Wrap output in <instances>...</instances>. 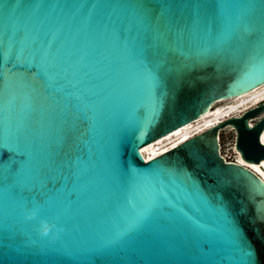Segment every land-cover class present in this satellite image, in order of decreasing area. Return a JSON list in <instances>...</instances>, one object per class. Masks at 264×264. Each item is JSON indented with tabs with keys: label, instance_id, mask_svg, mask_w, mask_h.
<instances>
[{
	"label": "water",
	"instance_id": "95a60500",
	"mask_svg": "<svg viewBox=\"0 0 264 264\" xmlns=\"http://www.w3.org/2000/svg\"><path fill=\"white\" fill-rule=\"evenodd\" d=\"M16 2L21 5L18 19L10 21L15 9L5 6ZM128 2L0 0V57L6 49L14 57L22 48L37 57L47 77L46 87L31 96L24 87L10 85L15 102L0 83V142L24 133L32 145L26 156L16 157L20 166L14 174H7L8 164L0 167V264H242L217 218L214 197L223 198L251 245L264 249V220L256 214L264 194L247 178L261 188L264 181L248 167L225 160L218 140L220 131L230 128L238 154L260 163L264 100L147 161L140 151L199 118L217 100L264 84L239 91L245 85L234 83L248 56L260 54L258 27L233 39L230 51L201 56V37L184 32L185 26L191 28L192 9H169L182 38L169 55L171 72L158 90L163 93L162 116L146 132L135 125L120 132L118 172L113 173L105 152L108 124L133 104V115H144L137 102L142 85L131 47L115 27ZM143 2L156 16L165 4L182 0ZM199 2L200 16L209 25L205 38L214 37L216 0ZM259 14V8L254 10ZM70 103L87 111L94 125L92 135L76 144L71 159L60 157L58 148ZM130 172L141 173V179ZM12 187L31 192L34 199L14 202ZM133 194L138 204L156 199L151 218L130 239L101 247L99 242L129 213L125 201Z\"/></svg>",
	"mask_w": 264,
	"mask_h": 264
},
{
	"label": "snow or ice",
	"instance_id": "6c2138e0",
	"mask_svg": "<svg viewBox=\"0 0 264 264\" xmlns=\"http://www.w3.org/2000/svg\"><path fill=\"white\" fill-rule=\"evenodd\" d=\"M14 8L15 11L9 13V20L18 19L16 12L21 5L16 2L6 5L5 8ZM125 12L123 19L116 22V29L121 37H126L138 69L141 90L139 100L141 108L144 110L142 119L133 115V108L122 112L113 119L107 126L105 132V152L109 166L113 173L118 172V139L122 130L135 125L139 131L146 132L147 129L154 126L163 113V93L165 76L171 72L168 67L169 55L174 47L178 46V41L182 38L180 26L175 24L169 17V9L173 7L192 9V15L188 24L191 28L185 26L184 32L189 35H199L201 43L199 45V54L209 56L219 55L230 51V44L233 39H239L242 34H247L250 30L258 27L259 30V49L260 54H250L244 61L243 67L238 72L234 83H241L245 87H240L239 91H246L248 88L255 87L264 83V0L256 3L255 0H216L217 20L215 22V36L205 38L209 33V25L203 21L200 16V9L203 5L199 0H182L179 4H165L164 10L158 15L153 16L147 11V6L143 0H130L123 4ZM260 9L259 16L254 15V10ZM21 37L22 33H17ZM0 75L3 76L2 83L8 89V99L10 102L17 100L15 90L10 85H19L27 89L29 95L38 93L46 87L47 77L45 69L35 56L27 55L22 48H18L14 57H9L7 49L0 57ZM144 100L150 103L145 105ZM66 117L61 123L59 132V156L69 159L74 157V148L82 139L88 138L94 131L93 121L90 115L83 108L71 103L66 106ZM190 127V125H188ZM179 135L177 132H170L169 136ZM169 136L163 137L168 139ZM188 140V137H184ZM160 141H157L159 143ZM9 147H5V144ZM181 141L173 144L176 148ZM32 145L24 133H19L13 137L0 142V167L8 164L7 174H14L20 164L16 157L26 156L31 150ZM11 149V150H9ZM145 149L141 148V152ZM165 151H169L165 149ZM151 159V157H150ZM187 175V170H182ZM136 180H140L142 174L139 172H130ZM245 175L246 174H241ZM264 175V173H262ZM256 191L264 194V188H261L256 182L247 178ZM10 198L14 202H22L25 199H34L31 192L21 191L18 187L10 188ZM217 206L215 211L217 218L224 224L225 229L231 237V246L237 251L242 264H264V249L257 251L247 240L246 234L242 232L238 224L231 217L226 202L222 197L216 198ZM129 213L125 215L99 245L101 247H110L120 244L141 230L149 221L157 204L156 199H146L143 203H137V198L133 194L125 201ZM257 218L264 220V200L256 205ZM195 229L200 233L197 227Z\"/></svg>",
	"mask_w": 264,
	"mask_h": 264
},
{
	"label": "bare ground",
	"instance_id": "6f19581e",
	"mask_svg": "<svg viewBox=\"0 0 264 264\" xmlns=\"http://www.w3.org/2000/svg\"><path fill=\"white\" fill-rule=\"evenodd\" d=\"M263 100H264V84L242 95L232 98L219 99L216 102H214L204 113H202L199 118L190 121L187 124L180 126L174 129L173 131H171L174 133L179 130V135L169 136L170 132L166 133L156 138L155 140H152L146 143L145 145L141 146L140 151L141 148L145 149V151L141 153L144 159L147 161L150 159V157L153 158L165 152V149L173 148L172 145L177 144L178 141L181 142L185 141L184 137L189 138L192 135H195L200 131H203L211 127L212 125L220 123L221 121H223L228 117L239 115L245 109L253 107L254 105L258 104L260 101ZM188 125H190V127ZM165 136H169V138L163 139V137ZM260 139L262 143H264V130L260 134ZM218 140L220 144L219 145V150H220L221 149L220 134H218ZM157 141L160 142L157 143ZM231 146H230V150L234 154V158L231 161H236L241 165H244L249 169L253 170L264 181V175H262V173H264V159H262L260 163L245 161L235 150L234 143L231 144ZM220 154L226 159V156L221 153V150H220Z\"/></svg>",
	"mask_w": 264,
	"mask_h": 264
},
{
	"label": "rangeland",
	"instance_id": "374dc122",
	"mask_svg": "<svg viewBox=\"0 0 264 264\" xmlns=\"http://www.w3.org/2000/svg\"><path fill=\"white\" fill-rule=\"evenodd\" d=\"M234 139V132L230 128L222 130L220 133L221 153L226 156V159L233 160L234 154L230 150V143Z\"/></svg>",
	"mask_w": 264,
	"mask_h": 264
},
{
	"label": "clouds",
	"instance_id": "9594fccd",
	"mask_svg": "<svg viewBox=\"0 0 264 264\" xmlns=\"http://www.w3.org/2000/svg\"><path fill=\"white\" fill-rule=\"evenodd\" d=\"M48 231V226L46 224L43 225V232L44 233H47Z\"/></svg>",
	"mask_w": 264,
	"mask_h": 264
},
{
	"label": "built area",
	"instance_id": "2783aa9c",
	"mask_svg": "<svg viewBox=\"0 0 264 264\" xmlns=\"http://www.w3.org/2000/svg\"><path fill=\"white\" fill-rule=\"evenodd\" d=\"M252 121H253V120H249V123L252 124ZM221 132H222V130L220 131V133H221ZM220 133H219V134H220ZM230 144H233V141H232ZM230 146H231V145H230ZM231 147H232V146H231ZM224 159H225V158H224ZM225 160H226V159H225ZM227 160H228V159H227Z\"/></svg>",
	"mask_w": 264,
	"mask_h": 264
}]
</instances>
